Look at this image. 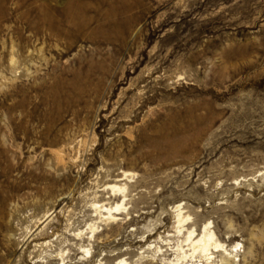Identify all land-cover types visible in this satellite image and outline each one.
<instances>
[{
    "label": "rangeland",
    "instance_id": "obj_1",
    "mask_svg": "<svg viewBox=\"0 0 264 264\" xmlns=\"http://www.w3.org/2000/svg\"><path fill=\"white\" fill-rule=\"evenodd\" d=\"M0 264H264V0H0Z\"/></svg>",
    "mask_w": 264,
    "mask_h": 264
},
{
    "label": "bare ground",
    "instance_id": "obj_2",
    "mask_svg": "<svg viewBox=\"0 0 264 264\" xmlns=\"http://www.w3.org/2000/svg\"><path fill=\"white\" fill-rule=\"evenodd\" d=\"M112 192H117L116 186L108 187ZM118 206L113 208H107L104 210L106 214L112 213L113 210H116ZM177 209L176 222L174 225L175 231H182V225L185 219L182 218L180 211ZM196 230L188 228L185 234V244L188 246L189 250L192 251L191 255H196V257H201L206 260H209V256L213 251L217 250L220 246L216 240L214 232L210 228V223L206 222L201 227L200 230L196 233Z\"/></svg>",
    "mask_w": 264,
    "mask_h": 264
}]
</instances>
